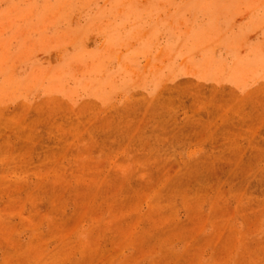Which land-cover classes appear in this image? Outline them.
<instances>
[{
	"label": "rangeland",
	"instance_id": "374dc122",
	"mask_svg": "<svg viewBox=\"0 0 264 264\" xmlns=\"http://www.w3.org/2000/svg\"><path fill=\"white\" fill-rule=\"evenodd\" d=\"M0 264H264V0H0Z\"/></svg>",
	"mask_w": 264,
	"mask_h": 264
}]
</instances>
